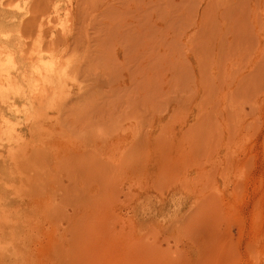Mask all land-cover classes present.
Here are the masks:
<instances>
[{
    "label": "rangeland",
    "instance_id": "obj_1",
    "mask_svg": "<svg viewBox=\"0 0 264 264\" xmlns=\"http://www.w3.org/2000/svg\"><path fill=\"white\" fill-rule=\"evenodd\" d=\"M0 264H264V0H0Z\"/></svg>",
    "mask_w": 264,
    "mask_h": 264
},
{
    "label": "bare ground",
    "instance_id": "obj_2",
    "mask_svg": "<svg viewBox=\"0 0 264 264\" xmlns=\"http://www.w3.org/2000/svg\"><path fill=\"white\" fill-rule=\"evenodd\" d=\"M32 253V252H31Z\"/></svg>",
    "mask_w": 264,
    "mask_h": 264
}]
</instances>
